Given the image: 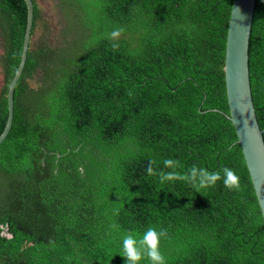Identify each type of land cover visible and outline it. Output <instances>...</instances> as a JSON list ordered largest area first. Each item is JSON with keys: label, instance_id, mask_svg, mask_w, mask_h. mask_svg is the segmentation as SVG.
Segmentation results:
<instances>
[{"label": "trees", "instance_id": "16d2710c", "mask_svg": "<svg viewBox=\"0 0 264 264\" xmlns=\"http://www.w3.org/2000/svg\"><path fill=\"white\" fill-rule=\"evenodd\" d=\"M233 1L60 0L61 27L37 38L43 15L32 0L0 145V264H125L124 236L149 227L167 230V264H264V217L228 118ZM27 20L24 0H0V135ZM249 67L264 130V0ZM193 165L232 168L240 187L180 178ZM159 170L180 176L161 182Z\"/></svg>", "mask_w": 264, "mask_h": 264}, {"label": "water", "instance_id": "95a60500", "mask_svg": "<svg viewBox=\"0 0 264 264\" xmlns=\"http://www.w3.org/2000/svg\"><path fill=\"white\" fill-rule=\"evenodd\" d=\"M28 20L19 69L12 80L8 97V119L0 135V145L7 138L14 119V92L27 61L33 23V2L24 0ZM257 0H234L226 42L225 82L230 113L238 143L251 176V180L264 217V130L261 129L251 88L249 46ZM235 10V14H234Z\"/></svg>", "mask_w": 264, "mask_h": 264}, {"label": "clouds", "instance_id": "9594fccd", "mask_svg": "<svg viewBox=\"0 0 264 264\" xmlns=\"http://www.w3.org/2000/svg\"><path fill=\"white\" fill-rule=\"evenodd\" d=\"M116 34V32L113 33V35ZM163 163L165 167H174L179 166L180 162L167 158ZM146 171L149 175L154 173L151 161ZM158 175L161 182L171 181L174 177L180 176L175 170L168 172L159 170ZM180 178L189 180L199 187L214 186L220 180L229 189L234 190L240 187L239 175L234 169L226 166L219 171H210L208 168L193 165ZM112 227L115 228L116 225L113 224ZM166 236L167 230L162 227L159 230L155 227H149L139 239L129 233L123 238V249L120 255L125 258V264H139L145 255L152 264H167L166 257L160 250L161 239Z\"/></svg>", "mask_w": 264, "mask_h": 264}, {"label": "rangeland", "instance_id": "374dc122", "mask_svg": "<svg viewBox=\"0 0 264 264\" xmlns=\"http://www.w3.org/2000/svg\"><path fill=\"white\" fill-rule=\"evenodd\" d=\"M42 10L43 18L39 21L37 29V38L40 34L50 32L55 36L56 32L61 27L60 23V0H36ZM58 42V40H57ZM3 51L2 38L0 35V54ZM3 74L0 66V88L2 87Z\"/></svg>", "mask_w": 264, "mask_h": 264}]
</instances>
